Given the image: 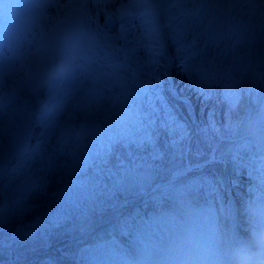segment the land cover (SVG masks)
<instances>
[{
  "label": "snow or ice",
  "instance_id": "1",
  "mask_svg": "<svg viewBox=\"0 0 264 264\" xmlns=\"http://www.w3.org/2000/svg\"><path fill=\"white\" fill-rule=\"evenodd\" d=\"M207 2L208 0H184L186 4H206ZM223 39L222 31L206 36L203 33H199L196 29L192 30L191 38L186 39L185 32L181 30L175 37L176 50L177 52H187L189 58H199L201 63H203L207 55V49L210 47L219 49ZM200 44L203 46H199ZM217 55L222 58L221 63L228 57L227 52L219 50L217 51ZM214 63L215 61H209V64ZM184 70L188 72V67L185 66ZM189 78H191L190 73ZM207 98L205 96V99ZM157 100L160 102L159 108L156 107ZM148 109V111L138 113L134 119L128 120L117 131L103 134L97 151V158L102 165L110 161L115 146L119 145L128 149L130 155L132 154V149L144 153V160L146 162L151 161L146 166L149 168L154 167L156 162L162 161L165 158L166 153L161 146L162 138H166L167 140L165 147L169 149L170 159L173 161L177 159L186 160L188 153L191 151L188 145L192 137V132L187 123L176 115L175 111L168 105L163 96L158 95L155 99H150ZM161 111L163 113L162 116L160 115ZM153 112L157 113V115L153 116ZM211 125L215 129L214 121L211 122ZM206 143H208L209 148L208 159L200 161L195 165L188 161L181 169L184 174L194 170L203 171L217 164L221 165L227 171V162L223 159L222 155L217 156V152L219 151L218 146L207 141ZM202 154V152L197 153L198 156ZM50 162V156L37 153L32 158V163L26 164L28 170L26 172L27 179L25 181V187L21 189V192H28V196L24 197V199H29L32 192L38 191L46 185V177L43 173ZM33 163H39V167L34 171L32 170ZM94 164L95 161H91L89 166L91 167ZM234 175L235 171L233 170ZM200 182L207 186L209 194L217 195L221 201H223V193L227 190V186L235 183L234 179L218 171L204 173L200 177Z\"/></svg>",
  "mask_w": 264,
  "mask_h": 264
},
{
  "label": "trees",
  "instance_id": "2",
  "mask_svg": "<svg viewBox=\"0 0 264 264\" xmlns=\"http://www.w3.org/2000/svg\"><path fill=\"white\" fill-rule=\"evenodd\" d=\"M166 154L170 155L168 151H166ZM141 159L145 161L144 157H141ZM120 165V170H122V167L125 171L128 170V166ZM158 176L159 173L157 178ZM94 184V189L81 190L78 193L77 196L80 198L78 203L84 201L83 203L70 204L72 207L68 209L69 222L66 230L63 227L52 228L46 218V210L39 206L36 207L35 212H21L17 215L0 214V247L9 246L12 249L6 255L0 249V264H25L26 260L31 256L28 250L42 251L44 249L41 253V256H43L49 251H55L58 246L66 244L69 240H78L88 236L99 227L111 223L113 214L122 212L121 209L114 210L121 203L122 194L118 190L114 192L111 187V193L107 195L98 189L100 187L98 181ZM85 194L86 196L88 195L87 198ZM126 196L128 195L126 194ZM101 207H107V211L99 212L98 209ZM106 221L108 222L103 224ZM33 230H37L39 234L44 236L43 241L39 245L33 242L29 244L28 242L34 234ZM46 246L47 248H44ZM48 246L52 247L49 248ZM34 260L35 258L30 257L27 264H36V261L33 262Z\"/></svg>",
  "mask_w": 264,
  "mask_h": 264
},
{
  "label": "rangeland",
  "instance_id": "3",
  "mask_svg": "<svg viewBox=\"0 0 264 264\" xmlns=\"http://www.w3.org/2000/svg\"><path fill=\"white\" fill-rule=\"evenodd\" d=\"M1 130V129H0ZM181 164V162H180ZM148 170H142L138 173H132L128 176L129 184L127 185L126 182L123 180L121 181V185L123 188H126L127 190H132V192H136L137 194L147 192L148 187L147 185H151V183H146L147 177L149 176ZM127 177H125L126 179ZM150 178H153V176H150ZM148 178V179H150ZM145 181V183H143ZM138 191V192H137ZM78 243L77 239L69 240L66 244L58 246V248L55 251H50L47 254H45L44 257L39 259V264H53L57 261L56 256L60 255L61 253L67 254L68 252L72 251L74 247H79L81 245H76ZM67 245V246H66ZM32 250H28V253ZM185 256L183 254V251L181 248L178 250L176 249V259L178 257Z\"/></svg>",
  "mask_w": 264,
  "mask_h": 264
}]
</instances>
